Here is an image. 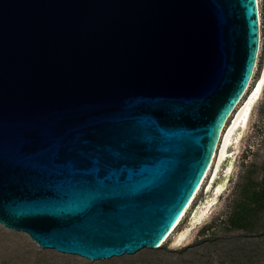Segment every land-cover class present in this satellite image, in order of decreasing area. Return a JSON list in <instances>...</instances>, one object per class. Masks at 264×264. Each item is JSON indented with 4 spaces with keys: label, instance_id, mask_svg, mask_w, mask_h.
<instances>
[{
    "label": "water",
    "instance_id": "1",
    "mask_svg": "<svg viewBox=\"0 0 264 264\" xmlns=\"http://www.w3.org/2000/svg\"><path fill=\"white\" fill-rule=\"evenodd\" d=\"M259 50L258 0H0V224L92 262L159 249Z\"/></svg>",
    "mask_w": 264,
    "mask_h": 264
},
{
    "label": "rangeland",
    "instance_id": "2",
    "mask_svg": "<svg viewBox=\"0 0 264 264\" xmlns=\"http://www.w3.org/2000/svg\"><path fill=\"white\" fill-rule=\"evenodd\" d=\"M259 11L260 50L250 93L264 73V0H259ZM235 138L215 179L214 168L180 226L159 249L92 262L41 249L25 233L0 224V264H264V200L255 211L242 213L252 192L264 182V87L245 130L240 129ZM209 202L212 206L206 217L193 227L192 220ZM237 213L242 214L238 217ZM234 216L238 220L230 226ZM188 230L186 240L178 243Z\"/></svg>",
    "mask_w": 264,
    "mask_h": 264
},
{
    "label": "bare ground",
    "instance_id": "3",
    "mask_svg": "<svg viewBox=\"0 0 264 264\" xmlns=\"http://www.w3.org/2000/svg\"><path fill=\"white\" fill-rule=\"evenodd\" d=\"M258 4H259V0H258ZM256 73V70H255ZM261 76V75H260ZM254 77V76H253ZM254 83V80L252 78L251 83L249 88L247 89L244 97L242 98V100L239 102L238 106L235 108L233 114L230 116L229 120L226 123V126L222 132V136L220 139V143L218 146V149L216 151V154L214 156V160L205 176L204 181L202 182L200 188L198 189L197 193L195 194V196L193 197V199L191 200V202L189 203V205L187 206L186 210L184 211V213L182 214L181 218L178 220V222L176 223V225L173 227L172 231L170 232V234L168 235V237L163 241L162 245H164V243H166V241L170 238V236L176 231V229L180 226V224L182 223V221L184 220V218L186 217L187 213L190 211V209L192 208L195 200L197 199L200 191L202 190V187L204 186V184L206 183V180L209 178V176L212 174L214 168H215V173L213 180L215 179V176L217 175V173L220 170V166L224 164L225 160L228 158L227 156V151L228 148L231 147L232 143L234 140H236V135L238 133V131H240V129L245 130L248 121H249V117L250 114L252 113V109L254 107V105L256 104L257 100L259 99V97L261 96L263 87H264V73L262 75V77L259 78V80L256 82L255 87L256 90L254 91L255 87L253 88V95L250 99L249 96L251 95L250 90L253 87L252 84ZM248 101V103L245 105L246 101ZM245 105V106H244ZM240 110L237 118L235 119L233 125L230 127V125L232 124V121L236 115V113H238V111ZM231 123V124H230ZM229 128V130H228ZM240 134V133H239ZM239 141V140H237ZM236 144V143H235ZM234 146V145H233ZM217 162V163H216ZM222 186H220L217 190V193L220 192L222 190ZM212 206V202H209L205 205V208L203 209V211H201L200 213H198L194 219L192 220V226H196L198 225L200 222H202V220H204V218L206 217L209 209ZM190 230L186 231L183 235H181L178 238V243H182L186 240L188 234H189ZM58 252V251H57ZM70 255V254H69ZM76 256V255H75ZM85 259V258H84ZM90 261V260H89Z\"/></svg>",
    "mask_w": 264,
    "mask_h": 264
},
{
    "label": "trees",
    "instance_id": "4",
    "mask_svg": "<svg viewBox=\"0 0 264 264\" xmlns=\"http://www.w3.org/2000/svg\"><path fill=\"white\" fill-rule=\"evenodd\" d=\"M263 200H264V182H263V186H262L261 189H259L258 191H253L252 192V194H251L250 198L248 199L247 203H245L244 206H243L244 209L242 210V213L244 212V215H245V212L248 213V212H250L252 210L255 211L256 208H257V204L263 202ZM250 206H252L253 209ZM242 213H237L236 215H238V217H239ZM234 218H235V216L233 217V219ZM233 219L230 220V226L231 225L233 226V224L235 226V224H236L235 222L238 220L236 218V219H234V222H233ZM238 226L242 227V225H238ZM244 226L246 227V225H244ZM242 228H244V227H242Z\"/></svg>",
    "mask_w": 264,
    "mask_h": 264
}]
</instances>
